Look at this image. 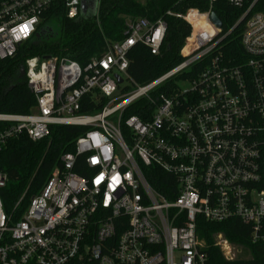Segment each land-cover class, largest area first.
Here are the masks:
<instances>
[{"label":"built area","instance_id":"1","mask_svg":"<svg viewBox=\"0 0 264 264\" xmlns=\"http://www.w3.org/2000/svg\"><path fill=\"white\" fill-rule=\"evenodd\" d=\"M61 1L73 20L86 0ZM218 1L209 0L205 12H167L190 26L183 61L145 86L128 75L129 53L144 45L158 55L168 34L163 19H128L126 38L85 66L55 56L26 60L37 105L31 115L0 113V153L22 135L49 138L52 126L88 130L19 220L5 211L0 169V264H211L212 247L227 263L245 255L223 232L213 246L201 239L200 218L237 219L253 245L264 244V0H226L241 12L228 31L212 21ZM57 2L0 0L1 60L36 34ZM239 26L245 60L224 51ZM195 66L194 77L177 80ZM141 99L153 107L146 122L126 117ZM94 103L101 110L81 113ZM151 169L171 177L168 195L154 187Z\"/></svg>","mask_w":264,"mask_h":264},{"label":"trees","instance_id":"2","mask_svg":"<svg viewBox=\"0 0 264 264\" xmlns=\"http://www.w3.org/2000/svg\"><path fill=\"white\" fill-rule=\"evenodd\" d=\"M190 8L205 12L209 9V0H99L96 8H91L86 14L81 13L73 20L68 18L64 3L58 0L42 15L36 32L38 35L21 45L12 58L0 59V113L33 114L37 102L27 85V59L55 56L85 66L105 51L108 44L126 38L128 19H163L168 24V34L158 55H153L144 45H136L129 53L130 79L139 86L151 83L183 61L180 50L190 34V26L185 21L170 17L167 12L184 13ZM213 12L221 20L225 31L233 28L241 17V12L229 6L226 0H219ZM48 28L54 31L53 37L41 34ZM240 33L241 26L224 42V51L227 57L245 60ZM197 69L198 66H195L191 73L181 75L177 80L194 77ZM173 85L175 80L169 82V86ZM102 106L94 103L90 108H83L81 113L95 114ZM151 111L150 102L141 99L127 109L126 117L134 115L146 122ZM87 130L79 126H52L51 136L45 140L34 142L22 135L5 144L0 153V169L7 176V185L1 192L7 214L16 220L23 217L32 198L43 189L55 170L62 169V156L75 152L77 138ZM75 171L86 176L79 169ZM150 173L159 179L158 184L153 182L154 187L168 195L166 183L171 181V177L159 169H151ZM198 221V235L208 244L213 246L215 235L223 232L231 242L245 248V255L236 262L227 263L219 250L212 247L207 250L211 264H264V244L253 245L248 238L249 227L239 220L221 224H212L201 218Z\"/></svg>","mask_w":264,"mask_h":264},{"label":"water","instance_id":"3","mask_svg":"<svg viewBox=\"0 0 264 264\" xmlns=\"http://www.w3.org/2000/svg\"><path fill=\"white\" fill-rule=\"evenodd\" d=\"M98 0H86L85 2H83V6H82V14H86L87 12H89V10L91 8H96V4H97ZM212 21L218 26V27H222V22L219 19V17L213 13L212 14ZM38 35V33L36 34ZM46 59H49L50 57L47 56L45 57ZM119 83H122V79L120 77H117Z\"/></svg>","mask_w":264,"mask_h":264},{"label":"flooded vegetation","instance_id":"4","mask_svg":"<svg viewBox=\"0 0 264 264\" xmlns=\"http://www.w3.org/2000/svg\"><path fill=\"white\" fill-rule=\"evenodd\" d=\"M51 32H52V28H48L46 31H42L41 34L48 36V37H50V36L53 37L54 33L51 34Z\"/></svg>","mask_w":264,"mask_h":264},{"label":"rangeland","instance_id":"5","mask_svg":"<svg viewBox=\"0 0 264 264\" xmlns=\"http://www.w3.org/2000/svg\"><path fill=\"white\" fill-rule=\"evenodd\" d=\"M90 11H91V9H90ZM52 33H54L53 30H52L51 34H52ZM180 86H181V88H182L183 90H189V89H190V85H188V84H186V83L181 84ZM43 188H44V187H43ZM38 193H39V192H38ZM38 193H37V195H38Z\"/></svg>","mask_w":264,"mask_h":264}]
</instances>
